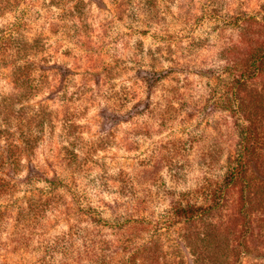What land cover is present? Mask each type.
Instances as JSON below:
<instances>
[{"label": "rangeland", "instance_id": "1", "mask_svg": "<svg viewBox=\"0 0 264 264\" xmlns=\"http://www.w3.org/2000/svg\"><path fill=\"white\" fill-rule=\"evenodd\" d=\"M0 264H264V0H0Z\"/></svg>", "mask_w": 264, "mask_h": 264}, {"label": "trees", "instance_id": "2", "mask_svg": "<svg viewBox=\"0 0 264 264\" xmlns=\"http://www.w3.org/2000/svg\"><path fill=\"white\" fill-rule=\"evenodd\" d=\"M248 130V128H247ZM247 130L245 131V134L243 135V143L246 144V147L248 145V143L250 142L251 139V132L248 133ZM242 165L239 166V164L233 168L232 170V179H235L237 176H239L242 173Z\"/></svg>", "mask_w": 264, "mask_h": 264}]
</instances>
